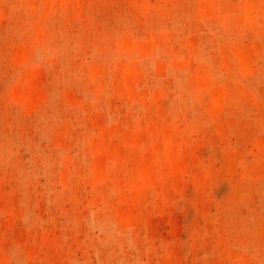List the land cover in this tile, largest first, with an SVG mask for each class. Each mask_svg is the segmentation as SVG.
I'll list each match as a JSON object with an SVG mask.
<instances>
[{
  "label": "rangeland",
  "instance_id": "rangeland-1",
  "mask_svg": "<svg viewBox=\"0 0 264 264\" xmlns=\"http://www.w3.org/2000/svg\"><path fill=\"white\" fill-rule=\"evenodd\" d=\"M0 264H264V0H0Z\"/></svg>",
  "mask_w": 264,
  "mask_h": 264
}]
</instances>
